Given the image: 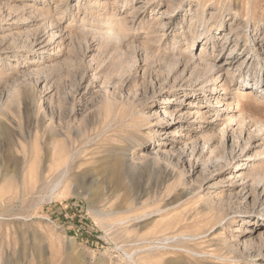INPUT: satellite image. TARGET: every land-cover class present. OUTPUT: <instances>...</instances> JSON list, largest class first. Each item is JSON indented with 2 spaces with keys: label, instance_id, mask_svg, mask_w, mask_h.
Instances as JSON below:
<instances>
[{
  "label": "rangeland",
  "instance_id": "obj_1",
  "mask_svg": "<svg viewBox=\"0 0 264 264\" xmlns=\"http://www.w3.org/2000/svg\"><path fill=\"white\" fill-rule=\"evenodd\" d=\"M128 140L118 194L98 171ZM72 153L95 177L53 192ZM213 240L264 264V0H0V264H197Z\"/></svg>",
  "mask_w": 264,
  "mask_h": 264
},
{
  "label": "bare ground",
  "instance_id": "obj_2",
  "mask_svg": "<svg viewBox=\"0 0 264 264\" xmlns=\"http://www.w3.org/2000/svg\"><path fill=\"white\" fill-rule=\"evenodd\" d=\"M243 84L249 85V83H247V82H245ZM188 95L189 96L190 95L196 96L197 94L195 91H193V92H188V93L182 95L181 97L188 96ZM176 97H180V96L171 97L173 99L171 101H167V104L174 101L175 100L174 98H176ZM171 98H164V99H171ZM160 101L163 102V99H161ZM171 115H174V113H171L170 116ZM152 117L148 118V122H150L152 120ZM154 119L158 120L157 122H159V121L163 120V117L156 116ZM261 124H262V121L258 120L256 129H257L258 125H261ZM125 142H126L125 144H121L120 146H112L108 149V154L105 158L106 161L103 162L102 169L100 170V172L98 171V179H100L101 186H104V184L106 182L111 181L114 184V186L116 188V192L118 194H120L121 191H125V193H126V191L128 190L127 189V177L125 176L126 175L125 169L129 168L131 170L132 168H134L136 166V161L132 157V154H134V153L131 154V152H130V154H128V152L131 150H135V148H137V146H139L138 143L133 144L134 142H132L131 140H128ZM75 155L76 154H74V153H72L70 155L69 154L63 155V157H62V161H63L62 162V169L60 171V178L61 179L56 184L55 188L53 189V192H55V190L63 183V180H65V182L67 184L75 182L76 186L81 188V189L83 187L87 186V184H89V182L92 183L91 180H93V177H95V176H92L91 174L88 173V174H86L85 177L81 178L78 174H76V173L74 174L72 172L73 170L77 169L80 166V161L76 160L77 157ZM82 175H83V173H82ZM104 195H106V194H104ZM219 224L217 223L215 225L217 226ZM219 229H220V227H219ZM215 233H216V231L209 234V236H211ZM200 236H202V235L201 234L200 235H192L190 237V236H183V235L177 234L174 236H169V237L164 239V241L167 243L166 244L164 243L165 246L163 248H165L166 250L167 249L170 250V247H168L169 242L174 241V239H176V241L180 240L179 243L192 245V241L196 240ZM216 236H218V234ZM210 242H212L210 245L212 247V249L202 250L201 252H196V251L192 250L186 256H190V257L194 258L196 260L197 264H232L235 261V256L233 255V251H234L233 248L234 247L231 243H229L227 240H225V241H214L213 240ZM262 245H263L262 247H264V244H262ZM210 246H209V248H211ZM206 248L209 249L208 246ZM175 251H176L175 252L176 256L173 255L174 256L173 259L168 257V259L165 260V264H185L184 259H182L183 255H181L182 250L176 249ZM199 253H200L201 257L200 256L198 257Z\"/></svg>",
  "mask_w": 264,
  "mask_h": 264
}]
</instances>
